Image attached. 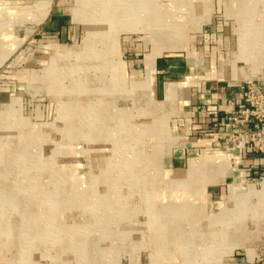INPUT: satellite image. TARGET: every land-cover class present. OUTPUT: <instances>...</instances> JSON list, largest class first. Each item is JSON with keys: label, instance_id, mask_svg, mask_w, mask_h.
Here are the masks:
<instances>
[{"label": "rangeland", "instance_id": "374dc122", "mask_svg": "<svg viewBox=\"0 0 264 264\" xmlns=\"http://www.w3.org/2000/svg\"><path fill=\"white\" fill-rule=\"evenodd\" d=\"M55 5L74 28L57 42L43 29ZM154 11L177 25L158 31ZM263 22L264 0H0V264L252 261L264 238L258 180H237L233 197L226 178L213 191L216 180H206L197 200L202 178L182 188L191 195L176 191L172 182L199 164L169 177L181 106L154 98L137 62L200 58L219 25L239 43L244 32L262 38L235 72L258 70ZM185 199L196 210L175 231L181 248H193L190 259L164 255L156 242L160 230H173Z\"/></svg>", "mask_w": 264, "mask_h": 264}, {"label": "crops", "instance_id": "0c3cea01", "mask_svg": "<svg viewBox=\"0 0 264 264\" xmlns=\"http://www.w3.org/2000/svg\"><path fill=\"white\" fill-rule=\"evenodd\" d=\"M65 17L62 6L55 5L45 19L43 29L51 32L55 41L63 40L73 32L71 22L62 21ZM222 31L221 26H212L211 45L203 44L198 47L202 50L201 57L198 56L200 58L196 59L197 55L192 58L187 52L184 56L160 55L153 61L152 95L169 103L165 101V87L173 85L175 92L171 103L181 106L176 120L180 136L165 161V167L172 178L171 175L176 173L185 176L190 162L204 167L208 157L215 163L222 160L223 167L214 168L209 173L210 178L216 180L208 184L211 191L222 184L224 178L230 181L228 186L235 184L237 180H258L257 196L264 201L261 186L264 182V152L256 153L249 147L235 148L227 142L231 127L222 124L227 121V112L237 109V93L241 81L258 80L259 84L264 85V62L258 70L253 65L250 67L251 72L242 71L240 75L236 73L235 69H243L248 65L240 59V39L233 31L227 30L226 36L221 35ZM225 52L224 59L222 54ZM137 68L145 69L144 60L137 62ZM262 226L264 227V214ZM236 264H264V238L259 254L252 261L237 258Z\"/></svg>", "mask_w": 264, "mask_h": 264}, {"label": "bare ground", "instance_id": "6f19581e", "mask_svg": "<svg viewBox=\"0 0 264 264\" xmlns=\"http://www.w3.org/2000/svg\"><path fill=\"white\" fill-rule=\"evenodd\" d=\"M148 0H146V2H147ZM149 4V3H148ZM157 7H158V4L156 5ZM155 7V6H154ZM160 8V7H159ZM163 10V9H162ZM147 11H149L150 12V9H149V6H147ZM146 11V12H147ZM158 11H160V10H158ZM164 11V10H163ZM173 12V11H172ZM246 12V11H245ZM141 13H144V10H142V12ZM158 12H156V14H155V11L153 12V14H152V21H151V24L152 23H154V26L156 25V23H157V29H158V31H160L161 29L159 28L160 26H168L169 27V24H170V27L169 28H174L177 24V21L175 22V19H174V17L173 16H171L170 17V14L168 13L167 15L169 16H167L166 15V21H165V19L164 20H162L161 19V16L159 15V13L157 14ZM159 15V16H158ZM173 15V14H172ZM162 16H164V14L162 15ZM250 16V15H249ZM145 19H148V21L147 22H150L149 20V18L146 16V18ZM173 20V21H172ZM264 23V22H263ZM147 24V23H146ZM168 24V25H167ZM248 24H250L249 22H248ZM248 24H246L245 26H244V28H242L241 29V31H239V33H243V31H245L246 29H248V28H251V26H249ZM152 26V25H151ZM154 26H152V27H154ZM256 27V26H255ZM264 27V25L262 24V28ZM247 32H244L243 34H242V40L240 41V43H239V45H240V50L242 51V59H244L245 61L244 62H246L247 64L249 63V61L250 60H248L249 58V52L248 51H250V49H252L253 48V44H255V43H257V45L258 46H260V47H262V38L260 39H258V41L257 40H254V38H252V39H250V41H248L247 39H246V34ZM243 35L245 36V37H243ZM167 38V37H166ZM248 41V42H247ZM257 41V42H256ZM172 43V42H171ZM166 47H168V46H166ZM155 50V49H154ZM248 50V51H247ZM252 51V50H251ZM156 52H158L157 50H156ZM157 54V53H156ZM154 59H155V56L153 55V56H149V57H147L145 60H144V62H145V76H144V82H146V83H149V84H151L152 85V72H153V61H154ZM253 60V59H252ZM256 60V59H255ZM256 65L257 66H261L262 65V61L260 60V62L258 61V62H256ZM248 75V74H247ZM238 76V75H237ZM243 77V76H242ZM241 77V78H242ZM249 78V77H248ZM248 78H244V79H248ZM142 83V85L144 84L143 82H141ZM147 87V86H146ZM174 92H175V90H174V88H173V86L172 85H170V84H168V85H166V87H165V101L166 102H169V103H171V102H173V94H174ZM162 103L164 102V101H161ZM160 102V104H162ZM158 108H159V106H158ZM160 108H163L162 106H160ZM172 136V135H171ZM169 140H170V138H168ZM173 141H174V139H173ZM160 142V141H159ZM157 143V142H156ZM176 143V142H175ZM223 167V164H222V160H219V162L218 163H215L214 162V160L211 158V157H208L207 159H206V162H205V164H204V167H199V166H194V167H191V169H190V171L189 172H187L186 173V177H185V179H184V181H180V182H172V183H174V185H176L177 187H178V189L176 190V191H180V190H182V193H183V195H185L186 193L188 194V195H191L189 192H185L182 188H184L185 189V187L190 183L189 181L191 180V181H194V180H199V178L201 179V181H200V184L198 185V187H197V189L193 192V198H194V200H197V197H198V195L199 194H201L202 193V187L204 188V185H205V181L206 180H208L209 178H210V176H209V173H211V171L215 168H218V169H220V168H222ZM199 175V176H198ZM183 180V179H182ZM232 186V187H231ZM230 186V194H229V197H233V194H234V192L236 191L235 190V185L233 184V185H231ZM238 186V185H237ZM262 189H263V191H264V182L262 183ZM186 190V189H185ZM204 191V190H203ZM242 191V190H241ZM162 192V191H161ZM204 193V192H203ZM196 195H197V197H196ZM203 195V194H202ZM240 196H241V194H240ZM182 202H183V204H182V207H179L178 206V211L179 210H182L183 212H179V213H177L176 214V218L178 217V221L177 222H175L174 224H173V230H171L170 231V233L169 232H167V227L165 228V230H160L161 232L160 233H158V235L157 236H160V238H158V239H156V242L157 243H159V247L161 248V250H162V253H164V255H167V254H169V253H171V252H173V251H184V252H181V253H183V255H184V253H187L188 255L187 256H189L188 257V259H190V258H195L196 257V255H194L193 253H191V250L193 249V248H189V246H188V248H186V247H184V248H181L182 246H181V243H180V240L178 239V231H175V229L177 228V227H181V226H184V224L186 225V223L185 222H187L188 220H189V217H191V216H194L193 214V212L196 210V207H194V205L195 204H193L192 202V199L190 200V199H185V200H182ZM262 209L264 210V207L262 206V205H260L259 206V210H261L262 211ZM185 212V213H184ZM187 220V221H186ZM182 228V227H181ZM222 228V227H221ZM185 232V231H184ZM183 232V233H184ZM219 233V232H218ZM222 234H225L224 236H222V237H229V236H227V233H224V232H222ZM211 237L209 238L211 241H214V238H215V233L214 234H212L211 233ZM177 239V240H176ZM227 239H230V237L229 238H227ZM178 240H179V242H178ZM185 241V240H184ZM235 240H233V242H234ZM227 243V242H226ZM240 244V243H239ZM230 245H232L231 243H230ZM174 246H175V248H174ZM181 246V247H180ZM198 248V247H197ZM197 248L195 249V250H197ZM159 249V248H158ZM168 250V251H167ZM194 250V251H195ZM165 251V252H164ZM168 252V253H167ZM180 253V254H181ZM188 261V260H187ZM172 264H174V261L172 262ZM178 264H186V261H183V262H181V260H180V262H178Z\"/></svg>", "mask_w": 264, "mask_h": 264}, {"label": "built area", "instance_id": "2783aa9c", "mask_svg": "<svg viewBox=\"0 0 264 264\" xmlns=\"http://www.w3.org/2000/svg\"><path fill=\"white\" fill-rule=\"evenodd\" d=\"M237 109L227 112L231 132L227 142L235 148L249 147L253 152H264V85L258 80H244L238 86ZM216 113L215 111L213 112Z\"/></svg>", "mask_w": 264, "mask_h": 264}]
</instances>
